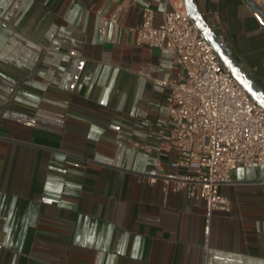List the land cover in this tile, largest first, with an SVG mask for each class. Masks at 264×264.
Instances as JSON below:
<instances>
[{
	"label": "crops",
	"instance_id": "1",
	"mask_svg": "<svg viewBox=\"0 0 264 264\" xmlns=\"http://www.w3.org/2000/svg\"><path fill=\"white\" fill-rule=\"evenodd\" d=\"M194 1L264 91V15L247 0ZM114 6L0 0V264H264L262 168L231 171L219 188L230 211L212 212L207 238L204 201L147 181L158 159L173 171L175 150L148 129L166 119L161 82L178 71L130 28L143 6L160 23L165 0H123L121 34L104 41L98 11Z\"/></svg>",
	"mask_w": 264,
	"mask_h": 264
},
{
	"label": "built area",
	"instance_id": "2",
	"mask_svg": "<svg viewBox=\"0 0 264 264\" xmlns=\"http://www.w3.org/2000/svg\"><path fill=\"white\" fill-rule=\"evenodd\" d=\"M112 1L111 12L98 11L104 41L109 40V29L121 34L123 0ZM249 1L264 15V0ZM130 31L134 44L168 50L171 66L178 71L174 79L161 82L167 89L166 119L150 122L148 129V136L175 150L169 162L173 171L164 172L158 159L157 172L147 181L154 183L160 177L188 201H204L207 238L212 212L230 211V201L219 188L231 181V171L249 166L264 170V108L224 68L190 20L183 0H165L160 23L154 22V10L143 6L140 24ZM140 148L142 155L150 151L145 143Z\"/></svg>",
	"mask_w": 264,
	"mask_h": 264
},
{
	"label": "water",
	"instance_id": "3",
	"mask_svg": "<svg viewBox=\"0 0 264 264\" xmlns=\"http://www.w3.org/2000/svg\"><path fill=\"white\" fill-rule=\"evenodd\" d=\"M247 1L252 4L249 0ZM183 4L190 20L198 30L199 34L209 43L224 68L231 74V76L242 87L246 94L255 103L264 108V91H262L231 58L226 44L223 43L220 39V36L215 34L208 26L207 22L197 8L195 1L183 0Z\"/></svg>",
	"mask_w": 264,
	"mask_h": 264
}]
</instances>
